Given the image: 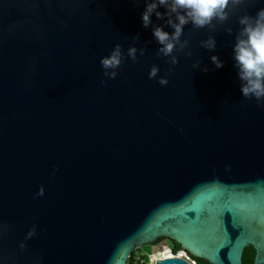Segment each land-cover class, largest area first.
Masks as SVG:
<instances>
[{"label":"water","instance_id":"95a60500","mask_svg":"<svg viewBox=\"0 0 264 264\" xmlns=\"http://www.w3.org/2000/svg\"><path fill=\"white\" fill-rule=\"evenodd\" d=\"M145 8L0 0V264H127L161 239L210 264H243L252 245L264 264V106L242 96L234 59L239 17L264 0L230 3L214 28L185 25L174 66L153 35L174 32L167 9L144 27ZM117 44L109 78L100 60Z\"/></svg>","mask_w":264,"mask_h":264},{"label":"clouds","instance_id":"9594fccd","mask_svg":"<svg viewBox=\"0 0 264 264\" xmlns=\"http://www.w3.org/2000/svg\"><path fill=\"white\" fill-rule=\"evenodd\" d=\"M139 3L140 0H135ZM146 8L142 13V22L144 27L152 25V15L155 13L157 18L164 19L165 13L158 11L159 6L167 9L166 23L174 29L169 33L162 26H153V35L161 47L156 54L170 57L169 63L176 65L179 58L173 55L174 50L183 51L188 45L187 40H181L184 26L191 23L195 28L212 27L214 20L220 22L227 21L229 18V4L238 5L241 0H144ZM241 29L236 37L234 46V59L236 67L239 69L238 75L241 80V93L246 99L255 98L264 106V8H261L255 17L242 15L239 17ZM227 31L231 33L232 29ZM139 36L134 40H138ZM201 46L209 50L215 49L216 40L209 36L207 40L201 41ZM137 47L133 45L128 49L127 55L133 60L137 58ZM140 55H144L145 48L139 49ZM191 55V52L188 53ZM212 62L217 68L223 67V61L216 55L211 57ZM123 61L122 48L117 44L110 55L101 58L100 63L104 69V75L109 78H115L117 71ZM194 68L200 67V61L193 64ZM207 67L203 71H208ZM172 69H169L171 73ZM159 73V66L154 65L150 72L149 78L156 79ZM106 83V81H102ZM158 83L166 86L169 83L168 76H160ZM43 194V189L40 190Z\"/></svg>","mask_w":264,"mask_h":264},{"label":"trees","instance_id":"16d2710c","mask_svg":"<svg viewBox=\"0 0 264 264\" xmlns=\"http://www.w3.org/2000/svg\"><path fill=\"white\" fill-rule=\"evenodd\" d=\"M180 249H183L182 246L179 243L174 242V252H177ZM153 251H154V248H152L151 246H145L143 248H138L135 251H133L127 264H150L148 261L149 257L147 253L153 252ZM255 253L256 251L252 245L247 246L243 252V257H242L243 264H253ZM195 259L197 260V264H210L209 261L203 258L195 257Z\"/></svg>","mask_w":264,"mask_h":264},{"label":"built area","instance_id":"2783aa9c","mask_svg":"<svg viewBox=\"0 0 264 264\" xmlns=\"http://www.w3.org/2000/svg\"><path fill=\"white\" fill-rule=\"evenodd\" d=\"M164 247H167L169 249V251L171 253L170 257L183 258V259L187 260L189 262V264H197V260L195 259V257L193 255H191L187 250L180 249L177 252H174V242L173 241H170ZM160 250H162V248H159V249L155 248V251L147 253V255L149 257L148 261H149L150 264H155L157 259H154L153 255L156 252H159Z\"/></svg>","mask_w":264,"mask_h":264},{"label":"flooded vegetation","instance_id":"af4514ba","mask_svg":"<svg viewBox=\"0 0 264 264\" xmlns=\"http://www.w3.org/2000/svg\"><path fill=\"white\" fill-rule=\"evenodd\" d=\"M171 240H168V239H161L159 241H157L156 243H153V244H150V245H147V246H151L152 248H156V249H159V248H162V250H160L159 252H156L154 255H153V258L154 259H158L159 257L163 256L165 254V252L169 251V249L167 247H164L167 243H169ZM165 243V244H164ZM164 247V248H163Z\"/></svg>","mask_w":264,"mask_h":264},{"label":"bare ground","instance_id":"6f19581e","mask_svg":"<svg viewBox=\"0 0 264 264\" xmlns=\"http://www.w3.org/2000/svg\"><path fill=\"white\" fill-rule=\"evenodd\" d=\"M169 256H171V253H170V251H167V252H165V254L163 256L159 257L158 259L164 258V257H169Z\"/></svg>","mask_w":264,"mask_h":264},{"label":"rangeland","instance_id":"374dc122","mask_svg":"<svg viewBox=\"0 0 264 264\" xmlns=\"http://www.w3.org/2000/svg\"><path fill=\"white\" fill-rule=\"evenodd\" d=\"M154 251H155V248H154Z\"/></svg>","mask_w":264,"mask_h":264}]
</instances>
